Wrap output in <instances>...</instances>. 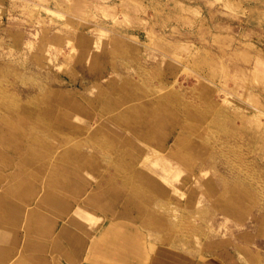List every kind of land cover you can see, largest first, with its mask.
<instances>
[{"label":"rangeland","instance_id":"obj_1","mask_svg":"<svg viewBox=\"0 0 264 264\" xmlns=\"http://www.w3.org/2000/svg\"><path fill=\"white\" fill-rule=\"evenodd\" d=\"M0 264H264V0H0Z\"/></svg>","mask_w":264,"mask_h":264},{"label":"bare ground","instance_id":"obj_2","mask_svg":"<svg viewBox=\"0 0 264 264\" xmlns=\"http://www.w3.org/2000/svg\"><path fill=\"white\" fill-rule=\"evenodd\" d=\"M4 260H6V259H5V256H4ZM4 260H2V263H3Z\"/></svg>","mask_w":264,"mask_h":264}]
</instances>
